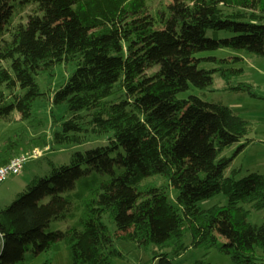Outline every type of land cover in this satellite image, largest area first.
I'll return each instance as SVG.
<instances>
[{"label":"trees","instance_id":"trees-1","mask_svg":"<svg viewBox=\"0 0 264 264\" xmlns=\"http://www.w3.org/2000/svg\"><path fill=\"white\" fill-rule=\"evenodd\" d=\"M149 2L0 0V123L19 114L42 125L36 106L51 98L53 129L40 137L39 159L94 146L69 164L50 160L49 175L0 208V264H31L41 248L43 264H53L63 246L73 264H114L127 258L119 241L148 250L147 264H174L191 248L206 250L195 264H213L212 249L236 264H264V222L249 219L264 210V174L238 179L233 166L256 142L253 123L207 98L221 79L222 92L264 99L245 80L246 59H264V0H189L181 14L166 6L164 31L140 20ZM72 64L59 89L42 92L39 77ZM195 89L203 97H180ZM36 142L9 136L0 167ZM105 157L119 163L110 175L92 169ZM221 193L226 203L200 207ZM61 215L67 228L52 227Z\"/></svg>","mask_w":264,"mask_h":264},{"label":"rangeland","instance_id":"rangeland-1","mask_svg":"<svg viewBox=\"0 0 264 264\" xmlns=\"http://www.w3.org/2000/svg\"><path fill=\"white\" fill-rule=\"evenodd\" d=\"M189 0H150L149 6L146 10V14L142 15L140 20L147 21L153 27L158 30L164 31L162 22L160 21L162 11L166 6L174 5V9L177 14H181L184 11L185 4ZM32 6L29 5L26 11H30ZM23 22H27V18L24 15ZM17 24L21 22V18L16 19ZM12 27V26H11ZM76 69L75 65L60 66L56 67L53 71L46 73L38 78V84L43 93L53 94V92L60 88V85L66 80L69 74ZM246 70L247 78L249 81L256 85L259 95L264 98V59L247 58L246 59ZM223 81L216 79L211 90H216L214 93H207V98H217L222 100L226 105L231 107L235 113L239 114L243 118L253 123V132L250 138L256 140L255 143L248 146L243 153H241L234 161V167H240L241 173L237 176L241 179L250 173H261L264 174V99L253 98L247 94L222 92ZM188 95H195L203 97V91L195 89L188 93L181 94L180 97H187ZM46 98V97H44ZM36 114L38 118L43 120L42 125L36 123L31 124L29 121H20V115L14 116V122L11 123H0V149L4 145L6 139L15 134L16 132L26 134L27 138H36V145L33 150L23 151L20 154L30 153L37 148H45L43 146L40 137L43 133L51 136L52 134V101L49 100L39 101L37 104ZM38 125V126H37ZM53 129V128H52ZM92 145L101 143L99 139H94ZM94 147L91 145L83 146H69V147H57L55 151L46 153L47 156L39 160H30L25 165L24 169L18 176H11L8 181L0 185V208H6L11 205L16 196L25 191L27 185L35 176H46L49 175L52 167L49 161H53L55 164L65 165L71 162L73 154L77 151H86ZM19 154V155H20ZM45 154V155H46ZM231 155V153H229ZM119 166L117 161H114L108 157L103 158L101 161L95 162L92 169L96 172L103 174H112L113 169ZM78 173V172H77ZM79 175V173H78ZM77 175V176H78ZM76 177V176H75ZM177 192H171L170 201L176 203ZM227 197L224 193L216 195L212 199L199 203L200 207L206 209L218 203H226ZM264 211V210H263ZM262 211H250L249 219L252 223L261 224L264 222ZM108 223V222H107ZM109 224V223H108ZM51 225H55L56 229L67 228V217L61 215L51 222ZM110 228L115 231L116 227L111 224ZM221 243H225L226 239L218 235ZM186 242H191V236L186 238ZM1 247V246H0ZM118 247H120L127 255L126 259L116 258L114 264H147L151 260V253L145 248H139L132 242L119 241ZM37 258L31 264H43L45 254L41 253L39 249ZM206 250L204 248H191L179 257H175L174 264H195L196 261L204 256ZM207 261L213 264H236L232 257L225 254L218 249H212L207 256ZM53 264H73L71 248L69 246H63V250L54 257Z\"/></svg>","mask_w":264,"mask_h":264},{"label":"built area","instance_id":"built-area-1","mask_svg":"<svg viewBox=\"0 0 264 264\" xmlns=\"http://www.w3.org/2000/svg\"><path fill=\"white\" fill-rule=\"evenodd\" d=\"M45 150L37 148L30 153L15 156L9 163L0 167V185L9 180L11 176H18L30 160H37Z\"/></svg>","mask_w":264,"mask_h":264},{"label":"crops","instance_id":"crops-1","mask_svg":"<svg viewBox=\"0 0 264 264\" xmlns=\"http://www.w3.org/2000/svg\"><path fill=\"white\" fill-rule=\"evenodd\" d=\"M263 135H264V133H262ZM264 211H262L261 213H263ZM263 217H264V214H263ZM255 224H257V223H255ZM0 246L2 247V237H0ZM41 253H43L44 254V252H41ZM58 253H60V252H58ZM57 255V254H56ZM37 258V257H36ZM35 258V259H36ZM44 261V260H43ZM41 264H42V262H41Z\"/></svg>","mask_w":264,"mask_h":264},{"label":"water","instance_id":"water-1","mask_svg":"<svg viewBox=\"0 0 264 264\" xmlns=\"http://www.w3.org/2000/svg\"><path fill=\"white\" fill-rule=\"evenodd\" d=\"M1 250H2V247H0V252H1Z\"/></svg>","mask_w":264,"mask_h":264}]
</instances>
